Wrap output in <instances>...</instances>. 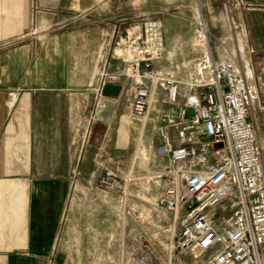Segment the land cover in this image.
Here are the masks:
<instances>
[{
  "label": "crops",
  "instance_id": "crops-1",
  "mask_svg": "<svg viewBox=\"0 0 264 264\" xmlns=\"http://www.w3.org/2000/svg\"><path fill=\"white\" fill-rule=\"evenodd\" d=\"M104 1L0 0V264H114L121 250L134 261L139 245L158 258L153 239L163 246V230L177 224L158 203L170 165L158 151L159 118L192 92L201 21L220 29L212 57L235 62L248 103L264 81L263 64L255 68L264 60V0H194L190 21L180 14L174 26L145 12L143 38L161 57L149 68L155 80L142 81L147 114L136 116V82L107 76L131 68L138 28L114 39L98 18ZM166 79L181 82L173 104ZM105 84L121 89L113 109L98 113ZM106 169L125 179V198L98 188Z\"/></svg>",
  "mask_w": 264,
  "mask_h": 264
},
{
  "label": "built area",
  "instance_id": "built-area-1",
  "mask_svg": "<svg viewBox=\"0 0 264 264\" xmlns=\"http://www.w3.org/2000/svg\"><path fill=\"white\" fill-rule=\"evenodd\" d=\"M198 33L192 48L206 52L186 83L192 92L176 114L160 116L158 127V151L170 162L158 203L173 212L178 233L174 223L164 259L139 246L134 264H264V81L255 98L258 124L235 62L214 60L203 43L204 29L203 36ZM160 57L151 39L132 53L129 78L136 82L132 105L136 116L147 114L150 91L142 81L155 80L149 68ZM259 74L264 76V64ZM122 76L107 78L116 81ZM180 83L165 80V103L176 102ZM96 181L100 189L126 193L125 179L111 169L102 171Z\"/></svg>",
  "mask_w": 264,
  "mask_h": 264
},
{
  "label": "rangeland",
  "instance_id": "rangeland-1",
  "mask_svg": "<svg viewBox=\"0 0 264 264\" xmlns=\"http://www.w3.org/2000/svg\"><path fill=\"white\" fill-rule=\"evenodd\" d=\"M194 2H195L194 0H105L103 2L105 4V7H104V9H102V11H100L98 13V16H99L98 18L100 19V21L107 23V26H106L107 31L114 30L115 33H114L113 37H114V39L116 38L117 41L120 38H123L124 36H126L127 31L129 34H131L133 32V30L131 31V29H134L135 27H137L138 28V34H135V37L139 40L136 41V44L139 43V45L137 47H141V46L145 45L144 42L149 39V37L143 38V35H144L143 18L145 16V14H144L145 12L147 13L146 15H150V12H151L154 20H159V19L163 18L164 20H167V23L169 26H174L176 24L175 17H177L180 14H182V15L184 14V16H186L190 21L191 11L193 10ZM203 23L204 22L201 21L199 27L195 28V30H194V33H193L192 39H191V47H192V40H193L195 34L197 33V31L199 32L198 34L200 36H203V34L201 32H203V29H204L205 34L207 36L206 37L207 41H206V39L203 38V40H204L203 43L206 46L207 50L209 49V51L211 53L210 48L214 47V46H218V45H216L217 43L215 45L213 44L215 39L212 37H217L219 35L220 29H216V30H210L209 29L210 32L213 34L210 37L208 34L209 30H208L207 26ZM89 24H90V22H89ZM209 37L211 38L210 44H209ZM222 47L230 49V44L222 45ZM205 52H206L205 48L201 49L199 52L197 51L198 57L202 58L204 56ZM262 64H264V60H257L255 63L256 70H258ZM128 69H130V67H127L124 71H122L120 73H122L123 75L126 74L129 77L130 76V70L128 72ZM121 78H123V77H121ZM129 80H132V79L129 78ZM260 81H261V78H260ZM247 95L249 98H251L249 94H247ZM255 98H256V95L253 94V97L250 99V105L249 106H250V109L252 111H254V114L256 116V120L259 124L257 102H256ZM258 127H259V134H260L261 139H262L263 133H262V130L260 128V125H258ZM263 156H264V146H263ZM126 190H127V188H126ZM125 195H126V193L124 195H118V196L125 198ZM149 214H150L149 211H145L144 216L149 215ZM141 218H142V216H141ZM124 223H125V208L123 205L122 206V214H121V229H122L121 230L122 231L121 232V234H122L121 242H123ZM171 227H173V229H174V225H172ZM171 227L169 229L167 228V229L163 230L166 234L170 235L169 237L168 236L163 237V240H164L163 246L158 244L157 239H153V241L156 243L155 245H153V249L156 251V254L158 255L157 256L158 259H164V249L168 243V238H171L172 234H173V232H171V230H172ZM177 231H178V225H176L175 233H177ZM139 246L146 247L145 245H139ZM119 257H121L120 264H124L123 257L125 258V260L129 261V262H127V264H134V261H132L130 253L125 252V254H124L123 250H121L120 256H118V258H117L118 261H119ZM118 261H115L114 264H119Z\"/></svg>",
  "mask_w": 264,
  "mask_h": 264
},
{
  "label": "water",
  "instance_id": "water-1",
  "mask_svg": "<svg viewBox=\"0 0 264 264\" xmlns=\"http://www.w3.org/2000/svg\"><path fill=\"white\" fill-rule=\"evenodd\" d=\"M121 87L105 84L100 92L99 104H98V113L100 112H109L113 109L116 99L111 97L117 95L120 92Z\"/></svg>",
  "mask_w": 264,
  "mask_h": 264
},
{
  "label": "bare ground",
  "instance_id": "bare-ground-1",
  "mask_svg": "<svg viewBox=\"0 0 264 264\" xmlns=\"http://www.w3.org/2000/svg\"><path fill=\"white\" fill-rule=\"evenodd\" d=\"M135 78H138V77H135ZM171 229L174 230L173 227H171ZM172 230H171V232H173ZM164 236H168V237H169L170 235H169V234H166V233L164 232V233H163V237H164ZM171 238H172V237H171ZM158 242H159V241H158Z\"/></svg>",
  "mask_w": 264,
  "mask_h": 264
}]
</instances>
